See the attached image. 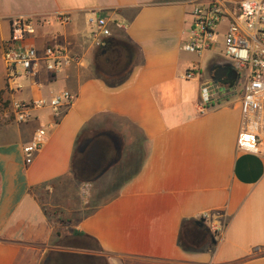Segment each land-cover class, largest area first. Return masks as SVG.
<instances>
[{
  "label": "crops",
  "instance_id": "obj_1",
  "mask_svg": "<svg viewBox=\"0 0 264 264\" xmlns=\"http://www.w3.org/2000/svg\"><path fill=\"white\" fill-rule=\"evenodd\" d=\"M209 1L0 0V99L75 95L57 123L48 108L16 123L0 105V264H264V106L254 144L241 131L242 78L201 108L200 86L212 81L184 77L223 60L181 49L193 6ZM58 14L70 21L56 22ZM96 17L111 32L99 46L89 38ZM13 18L34 22L27 42L39 52L55 45L75 59L55 73L40 63L7 96L2 50ZM39 126L46 138L26 166L21 148ZM82 131V145L93 138L83 156L92 171L118 155L92 184L87 216L70 170ZM204 212L218 213L215 237L183 250L182 222Z\"/></svg>",
  "mask_w": 264,
  "mask_h": 264
},
{
  "label": "built area",
  "instance_id": "obj_2",
  "mask_svg": "<svg viewBox=\"0 0 264 264\" xmlns=\"http://www.w3.org/2000/svg\"><path fill=\"white\" fill-rule=\"evenodd\" d=\"M55 20L58 23H67L70 16L58 14ZM43 21L48 23L46 19ZM223 21H226V26L221 30L220 24ZM89 23L94 26L89 38L94 45L99 46L103 37L111 35L107 19L96 17L89 19ZM34 33L35 24L32 20L13 18L10 21V37L2 50V59L6 67V83L2 95L10 96L19 90L21 84L18 83V78L34 77L40 63H43L48 72L55 73L74 61L75 57L60 46L46 45L39 52L35 46L27 42ZM181 49L198 56L205 52H217L240 78L247 80L240 104V125L241 131L251 136L253 143L257 144L260 112L264 106V0H242L230 7H225L219 0L194 5L190 12L187 39L181 45ZM184 77L202 80L203 73L199 66L193 65L185 72ZM218 93L219 89L213 82L202 83L199 106L204 108L213 96H218ZM74 99L73 93L63 90L53 94L49 99L19 100L2 97L0 105L2 108L6 105L8 118L16 123L28 122L34 111L43 108L50 110L53 123H57ZM45 138L46 128L39 126L29 142L22 146L26 166L34 161ZM248 148L258 150L256 145H249ZM90 188V183L80 185L79 193L84 203ZM217 215V212H204L197 218L214 233V237L217 230L213 220Z\"/></svg>",
  "mask_w": 264,
  "mask_h": 264
},
{
  "label": "trees",
  "instance_id": "obj_3",
  "mask_svg": "<svg viewBox=\"0 0 264 264\" xmlns=\"http://www.w3.org/2000/svg\"><path fill=\"white\" fill-rule=\"evenodd\" d=\"M84 132H80L78 138L76 140V145L71 158L70 170L74 179L82 184V183H90L91 185L100 177L109 164L114 163L117 159L118 155L115 154L113 157L105 164L103 169H99L97 171H92L91 168L83 162L84 151L81 150V145L84 140ZM104 135L98 134V139L100 140H108L112 141V139L104 138ZM85 216L89 215L93 208L85 206L84 210H81ZM59 221H63V219L59 218ZM74 234H78V232H73ZM59 235V232H56ZM83 235V234H82ZM211 233L208 228H206L203 224L198 225L195 223V220H184L181 224L180 228V236H179V245L183 250L189 251L194 250L196 248L197 243L204 242L210 237ZM213 238V236H212ZM98 247V251H99Z\"/></svg>",
  "mask_w": 264,
  "mask_h": 264
},
{
  "label": "flooded vegetation",
  "instance_id": "obj_4",
  "mask_svg": "<svg viewBox=\"0 0 264 264\" xmlns=\"http://www.w3.org/2000/svg\"><path fill=\"white\" fill-rule=\"evenodd\" d=\"M219 65H227L228 67H231V65L225 60H216V61L210 62L207 67V74L211 80L212 78L216 77L214 72L218 70ZM239 79L240 78L238 77V82H239ZM213 83L219 89L220 95H223V96H226L227 94H229L233 90V88H235V85H236V84H232V78L228 75L223 76L222 78L219 79L218 82L214 81ZM73 241H74V244H77V245L89 246V243H86L82 239L74 238ZM86 256H91V255L86 254ZM98 264H103L100 258H98Z\"/></svg>",
  "mask_w": 264,
  "mask_h": 264
},
{
  "label": "water",
  "instance_id": "obj_5",
  "mask_svg": "<svg viewBox=\"0 0 264 264\" xmlns=\"http://www.w3.org/2000/svg\"><path fill=\"white\" fill-rule=\"evenodd\" d=\"M214 74L216 75V77L212 78V81L214 82H218L220 78H222L225 75H228L232 78V84H237L238 83V74L237 72L232 68V67H228L227 65H219L218 70L214 72ZM93 142V138L88 139L87 141H85L83 143V145L81 146V150L84 151V149L87 148L88 145H90V143ZM195 223L198 225H202L201 220H195ZM212 241L214 242V238H212Z\"/></svg>",
  "mask_w": 264,
  "mask_h": 264
},
{
  "label": "rangeland",
  "instance_id": "obj_6",
  "mask_svg": "<svg viewBox=\"0 0 264 264\" xmlns=\"http://www.w3.org/2000/svg\"><path fill=\"white\" fill-rule=\"evenodd\" d=\"M201 66H202V72H203V74L205 75V78H207L208 79V76H207V63L206 62H203V63H201ZM196 80H197V78L196 77H194ZM194 79V80H195ZM209 79H210V77H209ZM208 79V80H209ZM195 80V81H196ZM211 80V79H210ZM244 80H245V78H243L242 77V79L240 80V83H239V85H238V87H237V89H236V91H237V93H238V95H240V93L243 91V89H244ZM212 81V80H211ZM210 81V82H211ZM213 82V81H212ZM211 82V83H212ZM91 188H92V185H91ZM90 192H91V189H90V191H89V195H88V197L85 199L86 201H85V203H83L84 201H83V199L81 198V196H80V199H81V201H82V203H83V205H85V206H90V196H91V194H90ZM80 195V194H79ZM98 256H102V254L101 253H99L98 252Z\"/></svg>",
  "mask_w": 264,
  "mask_h": 264
}]
</instances>
